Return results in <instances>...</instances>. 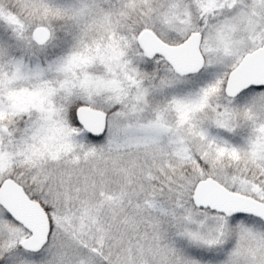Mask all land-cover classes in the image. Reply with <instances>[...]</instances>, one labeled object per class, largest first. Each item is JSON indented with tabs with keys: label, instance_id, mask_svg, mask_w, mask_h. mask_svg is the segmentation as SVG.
Instances as JSON below:
<instances>
[{
	"label": "snow or ice",
	"instance_id": "obj_1",
	"mask_svg": "<svg viewBox=\"0 0 264 264\" xmlns=\"http://www.w3.org/2000/svg\"><path fill=\"white\" fill-rule=\"evenodd\" d=\"M0 264H264V0H0Z\"/></svg>",
	"mask_w": 264,
	"mask_h": 264
}]
</instances>
